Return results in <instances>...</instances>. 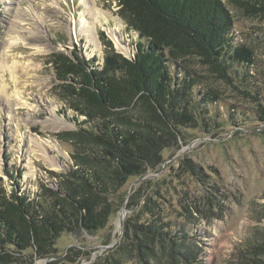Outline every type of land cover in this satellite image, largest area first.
<instances>
[{"label": "trees", "instance_id": "trees-1", "mask_svg": "<svg viewBox=\"0 0 264 264\" xmlns=\"http://www.w3.org/2000/svg\"><path fill=\"white\" fill-rule=\"evenodd\" d=\"M227 3L245 16H264V0H119L120 17L138 38L131 59L118 54L103 32L101 66L95 65L96 57L86 61L76 54L74 59L52 55L58 96L78 127L57 134L72 149V167L57 175V189L42 184L35 199L0 191V264L43 259L58 264L61 235L106 228L124 204L122 190L129 180L158 171L165 161L162 153L175 145L181 124L193 122L188 107L198 80L186 71L191 60L225 84L234 78L233 67L248 74L254 54L236 43ZM217 100L212 94L210 102ZM152 182L140 185L127 202L129 214L118 244L91 264L198 263L193 237L182 225L168 222L167 208L157 200ZM193 209L181 207L188 223L194 219ZM88 256L70 248L65 259L75 263Z\"/></svg>", "mask_w": 264, "mask_h": 264}, {"label": "rangeland", "instance_id": "rangeland-1", "mask_svg": "<svg viewBox=\"0 0 264 264\" xmlns=\"http://www.w3.org/2000/svg\"><path fill=\"white\" fill-rule=\"evenodd\" d=\"M88 1L89 7L93 2L102 12L99 22L81 0H0V191L9 194L14 190L32 200L42 184L57 189V175L72 167V149L57 134L78 127L74 113L58 96L61 89L52 55L71 53L86 61L96 57L95 65L101 66L105 46L99 34L103 32L117 53L134 56L137 34L120 17L119 0ZM226 5L234 18L236 43L252 49L254 65L248 74L243 67H233L234 78L225 84L191 60L186 71L198 80L188 107L193 122L181 124L175 145L162 153L165 161L158 171L147 172L137 184L138 179H130L122 191L125 198L130 194V199L140 185L153 181L157 200L167 208L168 222L182 225L193 237L197 264H264V16L248 17ZM81 13L89 24H95V35L72 34ZM14 25L20 27L25 41L6 50L16 31ZM113 29H119L127 54L109 37ZM30 35L39 37L41 52L26 45ZM212 94L218 100L211 103ZM21 102L27 106L17 109ZM83 119L79 117V121ZM58 120L63 128L55 129ZM44 145L49 148L40 151ZM39 151L44 152V158ZM183 162L193 165L197 173H191ZM182 206H193L192 223L181 216ZM121 210L103 230L61 235L56 244L58 264H91L105 256L120 239ZM124 212L123 222L129 214L126 206ZM70 248L89 256L67 262Z\"/></svg>", "mask_w": 264, "mask_h": 264}, {"label": "bare ground", "instance_id": "bare-ground-1", "mask_svg": "<svg viewBox=\"0 0 264 264\" xmlns=\"http://www.w3.org/2000/svg\"><path fill=\"white\" fill-rule=\"evenodd\" d=\"M82 1V3H83V5H84V8L89 12L90 11V15H91V17L93 18V20L94 21H96V22H99V18H100V16H101V11L100 10H98L97 8H96V5H95V3H91L90 2V7H89V1L88 0H81ZM96 1V0H95ZM15 26V25H14ZM15 29H16V31H14V32H12V34H13V37H12V40L8 43V45H7V47H6V50H10V49H12V48H14V47H16V46H18V44H19V42H24L25 41V39H23V38H21V36H20V27L19 26H15ZM19 30V31H18ZM21 30H22V28H21ZM77 32L78 33H85V32H88V33H90V34H92V35H95L96 34V27H95V24H89L88 23V21H87V19H85V13H81L80 14V16H79V20H78V23H77V25L73 28V31H72V34L76 37L77 36ZM109 37L111 38V40L113 41V43H114V45L116 46V48L118 49V50H120V52H123V53H125V54H127V52H128V49L126 48V47H124V46H122L121 45V43H120V32H119V29H113V30H109ZM38 40H39V37H33V35H30L29 37H28V41H27V43H26V45H29L30 47H29V49L30 50H32V49H34V50H36L35 52L36 53H38V52H41L42 51V47L40 46V45H38L37 44V42H38ZM18 67V66H17ZM20 68V67H19ZM25 68H27V67H25ZM6 91V90H5ZM0 101H2V99H1V97H0ZM27 106V104L25 103V102H21V103H19L18 104V106L19 107H17V109H20L22 106ZM30 110H32V107L30 108ZM50 113L51 114H53L54 112H53V110L52 111H50ZM60 123L59 124H57V127L55 126V129H60V128H63V125H61V122L62 121H60V120H58ZM63 123V122H62ZM47 145V144H46ZM47 148H49L48 146H43V148L41 149L40 148V151L42 150H45V149H47ZM39 151V153L40 154H42V156L41 157H43L44 158V152H40ZM49 163V162H48ZM49 166H53V165H51V164H49Z\"/></svg>", "mask_w": 264, "mask_h": 264}, {"label": "water", "instance_id": "water-1", "mask_svg": "<svg viewBox=\"0 0 264 264\" xmlns=\"http://www.w3.org/2000/svg\"><path fill=\"white\" fill-rule=\"evenodd\" d=\"M119 54V53H118ZM66 55H68L70 58H72V59H74L73 58V55L71 54V53H68V54H66ZM124 57V56H123ZM125 58H127V59H131V56H129V57H125ZM164 164V163H163ZM162 164V165H163ZM149 172V171H148ZM146 176V175H145ZM142 177L141 179H139V181H137L135 184H137V183H139V182H141V181H143L146 177ZM54 187H56V185H53ZM130 191H131V189H130ZM129 196H130V194H128L127 196H126V198H125V201H124V204H123V206H122V210L119 212V214H122V217H121V221L119 222V225H118V227H117V233H118V238H119V236H120V233H121V225H122V222H123V219H124V217H125V206H126V204H127V202H128V199H129ZM119 241V240H118ZM118 241H116V244L118 243ZM113 246V245H112ZM112 246H109V247H102L101 249H110ZM53 259H43V260H38L35 264H47L48 262H50V261H52Z\"/></svg>", "mask_w": 264, "mask_h": 264}]
</instances>
